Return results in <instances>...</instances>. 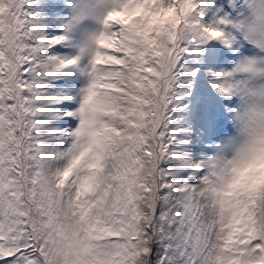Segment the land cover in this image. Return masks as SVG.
<instances>
[{"label": "snow or ice", "instance_id": "1", "mask_svg": "<svg viewBox=\"0 0 264 264\" xmlns=\"http://www.w3.org/2000/svg\"><path fill=\"white\" fill-rule=\"evenodd\" d=\"M32 3L0 0V264H264V0H92L79 39Z\"/></svg>", "mask_w": 264, "mask_h": 264}, {"label": "rangeland", "instance_id": "2", "mask_svg": "<svg viewBox=\"0 0 264 264\" xmlns=\"http://www.w3.org/2000/svg\"><path fill=\"white\" fill-rule=\"evenodd\" d=\"M52 3H59L60 7L52 9L48 6ZM32 9L36 10L38 15L46 18V21L49 23V27L47 28L49 33L61 31L59 26L60 22L66 20L67 16L64 0H33ZM52 21H55V23H52ZM88 26L89 25L87 24L81 25L74 31L73 35L79 39L82 36L85 28Z\"/></svg>", "mask_w": 264, "mask_h": 264}, {"label": "clouds", "instance_id": "3", "mask_svg": "<svg viewBox=\"0 0 264 264\" xmlns=\"http://www.w3.org/2000/svg\"><path fill=\"white\" fill-rule=\"evenodd\" d=\"M92 0H65L66 21L73 24L74 30L81 25L87 24L82 35H86L97 28L95 19L88 13Z\"/></svg>", "mask_w": 264, "mask_h": 264}]
</instances>
